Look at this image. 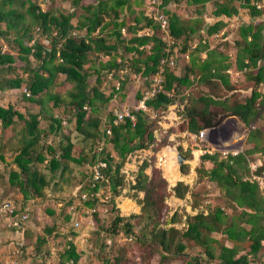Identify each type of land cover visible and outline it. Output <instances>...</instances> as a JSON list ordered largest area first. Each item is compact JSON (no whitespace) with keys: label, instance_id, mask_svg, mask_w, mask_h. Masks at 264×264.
Masks as SVG:
<instances>
[{"label":"trees","instance_id":"trees-1","mask_svg":"<svg viewBox=\"0 0 264 264\" xmlns=\"http://www.w3.org/2000/svg\"><path fill=\"white\" fill-rule=\"evenodd\" d=\"M168 1L170 0H162L160 8L167 18V29L171 37L169 46L158 36V25L152 23L153 21L144 14V11L138 10L134 14L132 3H136L137 0H97L95 3L70 0L73 7L83 9L74 25L69 23L71 14L55 15L51 9L36 12L35 0H0V25L2 24L0 26V48L5 46L16 49L15 54L8 49L4 52L0 50V92L24 86L29 91V96L22 93V99L38 106L36 111H24V113L15 110L12 105L0 106L2 129L14 125L17 121L24 123L19 130L21 144L11 159L14 167L10 165L6 171L4 168L0 171V176H4L6 172L8 187L17 188L22 195L20 200L10 197L17 203L16 214L20 213L26 202L32 204L44 198L45 200L57 199L51 203L52 210L49 208L45 210L52 217L62 218L63 222L67 223L71 217V214L67 212V206L81 192H92L96 189L90 190L89 167L98 159L105 160L107 163L102 171L104 177L107 178V190L110 191V197L104 202L92 197L85 204L95 207L105 206L108 212L110 207L113 208V197L117 194V186L122 180L119 168L128 153L146 148L154 142L153 130L157 114L154 118H149L145 113L136 111L133 124L128 118L112 124V112L109 109L111 100L115 98L112 94L119 93L117 97L124 98L123 91L128 89L125 81L130 78V73L132 71L142 74L152 73L159 58L166 53L165 48L172 50L173 45H181L178 49V57L182 60L173 67L165 68L163 91L146 101L156 113L173 102L174 94L181 87H190L194 78L202 84L217 78L228 91L239 88L241 83L243 85L245 83L250 88L249 95L243 100L233 101L228 106L222 107L226 116L235 117L245 126H249L256 117L260 116V109L264 106V94L259 93L257 86L264 84L261 64L264 61L263 23L253 20V22L237 25L238 37L234 40V48H221L227 46L226 41H221L222 35H219L215 39L216 42L209 47L208 43H201V39L193 35L202 26L203 20L200 17L184 19L174 12L167 11L164 6ZM242 1L241 4L249 7L252 16L259 15L260 9H256L249 3V0ZM123 8L128 14L134 15V24H126L122 18L117 20ZM217 8L218 11L215 13L221 12L225 17L234 11L231 0H223ZM194 9L196 14L203 12V6ZM105 16L108 17L106 20ZM140 20L144 23L140 24ZM225 20L221 18L219 22L211 24L205 30L207 35L217 32L220 26L227 23ZM36 25H39L43 32L49 33L53 29L57 31L58 36L50 39L49 49H44L38 41L32 46L24 43L32 36ZM146 26L152 28L151 35H135L137 28L141 29ZM122 27L131 33L128 38L122 36L120 32ZM61 39L63 40L59 55L62 60L59 62L55 45ZM125 39L122 51L124 53L133 52V55L127 58L118 52L119 41ZM190 39L198 40V42L194 48L186 50V43H189ZM141 44H150V46L148 49L138 50V45ZM185 53H188L187 61L183 57ZM202 53L205 55L202 56ZM17 59L19 64L15 63ZM179 65H183L184 71L176 74L174 71L180 67ZM124 68H127V71L119 73V69ZM232 68L244 75V81L234 82L228 78L227 71ZM111 70L113 77L120 79L119 77L123 76L124 79L121 81L119 91H114L111 86V90L106 94L100 88L101 77ZM90 73L94 74L92 84L87 80ZM59 74L63 75L62 81L69 85L64 96L54 91V87L61 83L57 80ZM190 74L193 75L192 78ZM190 95L187 94V102L183 106L185 119L179 125V129L197 134L199 130L214 125L215 120L209 105L215 101L209 94H200L196 97H190ZM138 97L139 92L137 91L134 99ZM47 101H51L52 107L62 106L63 109L71 112L74 116L75 131L81 136L83 142L89 141L86 151L85 145L80 147L72 144L69 137L60 132L61 118L47 108ZM100 109L105 112V117L99 115ZM40 118L48 120L47 128L53 132H59L63 139L59 141L58 150L46 145L48 154L38 150L39 137L45 133V129L38 126ZM252 125L253 127L249 128L246 133L244 148L240 152L226 156H221L219 152L200 155V159L210 162L211 166L201 168L199 171L206 176L208 181L214 182L223 190V196L227 202L226 207L230 210L238 207V212L230 214L223 208L214 206L205 214L197 211L192 216H186L185 228L182 230L174 226L161 227L159 218L162 211V200L166 195L167 179L162 174L166 179L164 180L156 168L151 169L150 176L146 175L143 172L147 166L146 162H142L139 166L132 187L136 191L143 192V201L140 206L139 229L133 236L140 244L149 240L153 241L159 250V261L168 263L175 258L187 257L188 252L185 245L187 241L184 240H189L202 249L193 258H187L184 264H202L203 262L249 264L261 261V255L264 252V196L257 180L249 176L251 173L261 175L264 171V160H262L264 137L260 128ZM106 126L111 130L109 134L103 130ZM106 143L109 145L107 146ZM90 147L93 150L88 152ZM254 156L259 163L253 172H249L248 161ZM0 158H2L1 153ZM82 162H86L88 170L78 189L74 192L70 191L67 196H62L63 200L59 199L53 191L48 190L51 185H57L55 178L67 180L70 166H80ZM36 164L40 167L37 168ZM179 168L182 173L188 170L186 164H181ZM172 191L175 197L182 198L188 191V186L178 181L172 187ZM53 209H56V212ZM95 213L97 211L91 213L92 223L95 221L93 217ZM82 215L87 218L85 214ZM176 220L174 212L170 223ZM119 223L125 233L132 232V224L117 214L111 221V229L117 228ZM53 225L47 227L52 228ZM47 227H44L46 234L50 232V228ZM211 232L220 233L231 245L225 246L216 238H209ZM54 233L56 236L59 235L58 230ZM74 234L72 232V235ZM109 240L111 243V239ZM37 241L45 243L46 240L43 236H38ZM212 241L217 245L214 246ZM60 243L57 246H63L56 251L57 264H66L69 258L76 262L80 253L76 251L73 241H66L68 248L64 247L65 237H62ZM110 243L106 245L104 242L103 248H107L106 252L110 250ZM216 247L218 248L217 253L215 252ZM23 248H26L24 243ZM48 251L49 246L44 248L45 255H48ZM109 261L107 264H117L119 258L118 260L117 258L112 259V262Z\"/></svg>","mask_w":264,"mask_h":264},{"label":"rangeland","instance_id":"rangeland-1","mask_svg":"<svg viewBox=\"0 0 264 264\" xmlns=\"http://www.w3.org/2000/svg\"><path fill=\"white\" fill-rule=\"evenodd\" d=\"M88 2L95 3L97 0H85ZM162 1V0H160ZM48 2V3H47ZM45 3L44 9H51L55 12V15H67L71 14L72 16L69 19V23L74 25L76 23V19L80 12L83 11L81 7H73L70 3V0H49ZM36 4V3H35ZM149 3L146 0H137L136 3H132V7L134 8V14L138 12V10L146 11ZM152 5V4H151ZM264 5V4H263ZM161 10L160 6L158 8ZM164 9L165 6H164ZM169 9V8H168ZM178 9V7H177ZM176 9V10H177ZM264 10V7H262ZM181 12L184 13L182 7L180 8ZM179 10V11H180ZM166 12V11H165ZM167 13V12H166ZM27 19L29 15L27 14ZM133 16L127 13L125 8L122 9L121 15H119V19L121 18L127 23L131 25L133 23ZM108 17L105 16V20ZM144 23V21L140 20V24ZM2 26V24L0 25ZM150 27V26H146ZM151 31L152 28L150 27ZM140 29H136L135 35H137ZM122 36L128 38L130 36V32H127L125 28L120 31ZM152 34V33H151ZM150 34V35H151ZM160 37V31L158 33ZM113 39V38H112ZM197 39V38H196ZM215 40V39H214ZM110 41V39H109ZM126 39L124 41H119L118 43V52L119 54H123V57L126 58L129 55H133V52L124 53L121 48L124 45ZM189 43H186V50L189 48L191 50L192 44L198 42V40L190 39ZM214 42V41H213ZM225 44H228L225 42ZM146 45V44H145ZM194 45V44H193ZM181 47V45H180ZM222 48H227L222 47ZM10 50L14 54L16 53L14 48H5V50ZM181 58L177 56V63L181 62ZM187 61L188 58H185ZM16 64H19L18 59L15 61ZM126 65V64H125ZM128 65V63H127ZM126 65V67H127ZM180 66V65H179ZM183 65L176 69L174 72L177 74L178 72L183 73L184 67ZM127 71V68L123 69V73ZM120 72V71H119ZM228 78L234 82L244 81V75L241 72L234 70H228ZM130 76V75H129ZM190 78L193 77L192 74L189 75ZM63 75H58V81L61 82L57 86L54 87V91L61 95H65L66 89L69 85L63 82ZM115 77H112L110 80L107 79L106 74L101 77V89L104 93L108 94V91L111 90V86ZM124 79V78H123ZM88 82L92 84L94 82V74L90 73L88 76ZM192 85L190 87H181L177 93L173 96V102L168 104L164 109L157 111L156 123L153 130L154 142L146 148L136 149L130 153H128L119 168V175L122 180L121 183L117 186L118 192L113 197V208L108 209L105 206H96V211L93 215L94 220L93 223L89 224V218L84 217L83 215L78 216V219L81 223L80 227L74 231H68V234L74 232L75 234L72 236H78V238L86 239V241L81 242L82 249L80 251L81 258L79 257V264H107V261L112 262L111 260L119 258L117 264H184L187 258H193V256L201 251L200 247L189 240L185 242L186 251L188 252L187 257L183 258H175L168 263L166 261H159V250L156 244L153 241H147L146 243H139L136 241L135 235L139 229L138 221L140 215V206L143 201V192L136 191L132 186L135 183V177L138 172L139 166L142 162H146L147 166L144 168L143 172L150 176L151 169L156 168L160 176H162L163 168L159 162V154L163 152V150L169 151L173 149L175 151V161L177 165V170L180 178L176 180L173 184H170L166 180V195L162 200V211L159 218V226L168 227L174 226L175 228L182 230L185 228V217L192 216L196 214L197 211L203 212L204 214L214 206H219L223 208V210L227 213H235L238 212L239 208L236 207L235 210H230L226 207V200L223 196V190L219 188L214 182L208 181L204 174H201L199 171L201 168H208L211 166L210 162L206 160L200 159V155L203 154L199 150H203L207 147V143L203 140L197 139L194 137V134L181 131L179 129V125L185 119L183 106L187 102V94H191L190 97H196L200 94H209L212 95L215 102L209 105L211 112L213 114V118L215 120L214 125L211 127L204 128L206 130V140L214 147L218 148H227V149H237L242 150L244 148L243 142L247 133L248 126L241 124L237 121L235 123L233 120L236 119L233 116H226L224 113V109L222 107L228 106L233 101H241L244 97L248 96L250 93V88L246 86V84L241 83L239 88L235 90H226L219 79L214 78L213 80L202 84L195 80H192ZM264 84H259L257 86V90L260 94H264L263 86ZM125 86L126 89L124 92V98H118V94H112L114 99L111 100L109 104V109L113 106L119 107L122 103H132L134 102V94L140 91L142 85L135 78L126 79ZM21 86L18 89L6 90L4 92H0V106L6 107L7 105H12V107L20 112L24 111H36L38 106L34 103H30L22 99V89ZM119 91V90H117ZM263 91V92H261ZM226 104V105H225ZM47 108L50 109L52 113H55L58 117L61 118V128L60 132L69 137V140L72 144L78 146L85 145V151L87 150L89 141L83 142L81 136L74 129V116L67 109H63L62 106L52 107L51 101H47ZM99 115L102 117L105 115V112L100 109L98 111ZM65 119H63V118ZM105 117V116H104ZM23 121H17L14 125H11L6 128H1L0 126V144H2V148L0 149V153L2 158H0V171H6L9 166H13L11 163V159L14 154L17 152L18 147L20 146V128L23 127ZM48 120L39 119L38 126L40 128L45 129V133L40 135V139L38 142V150L44 154H48L46 152V145H50L51 147L57 149L59 141H63L59 132H53L47 128ZM260 124L259 120L254 123V126H258ZM107 146L109 145L106 143ZM243 146V147H242ZM94 148V147H93ZM110 148V146H109ZM169 149V150H168ZM58 150V149H57ZM93 149L90 147L88 152H91ZM177 153L182 154L185 157L183 163L188 166V170L186 173H182L180 171V166L177 163ZM87 159L88 156L86 155ZM11 163V164H10ZM258 160L254 157H250L248 161L249 172H253L254 169L258 166ZM252 165V166H251ZM14 167V166H13ZM36 167H40L39 164H36ZM88 166L86 162H82L80 166H70V173L67 175L69 178L66 180H60L55 178L56 186L51 185L48 189L49 191H53V193L59 196V199H62V196H67L70 194V191L78 189L80 184L83 183L86 177V171ZM264 173V172H263ZM85 176V177H84ZM257 179V176H252ZM249 178H251L249 176ZM252 179V178H251ZM182 181L184 184H187L188 191L182 198L175 197L173 195L172 187L176 182ZM6 196L15 198L20 200L21 193L17 188H9L7 185V174L5 172L4 176H0V201ZM57 199L52 200H43L34 201L32 203L33 212L29 216V221L34 224L35 227H40L39 234H25L24 232V245L26 246V250L28 255L25 256V261L27 264H33L37 259V255L44 256V248L52 246V241L57 240V245L61 244L62 237H65V233L62 232L65 226L62 218H54L49 214L45 208L51 209V203ZM63 200V199H62ZM130 200L132 201L136 207V211H130L127 214H123L121 211L122 204L125 206L124 201ZM208 206V208H207ZM107 210L104 211L103 209ZM52 210V209H51ZM176 213L177 220L174 223H170V218L173 213ZM117 214L120 217H123L124 220H128L132 224V232L125 233L124 228H122L121 223L117 226V228L111 229V221L114 215ZM48 216V217H47ZM60 217V215H58ZM53 220L50 226V220ZM92 220V219H91ZM50 224V225H49ZM43 227L50 228V232L47 236ZM117 229V230H116ZM59 231V235H55V231ZM115 230V233L113 231ZM43 236L46 237L48 244L38 243L37 237ZM131 236L130 240H125L124 238ZM209 238H216L218 242L224 244L223 235L217 232L209 233ZM26 238V239H25ZM20 239V238H19ZM111 239L110 250L106 252V249L103 248L104 240ZM213 242V241H212ZM26 243V244H25ZM214 246L217 244L213 242ZM231 245V243H230ZM59 250V249H58ZM185 252V250H184ZM215 252H218V248H215ZM264 255V252H263ZM261 255V261L251 262V264H264V256ZM56 257L54 258V260ZM51 262V261H50ZM106 262V263H105ZM108 262V263H109ZM51 263H54L52 261Z\"/></svg>","mask_w":264,"mask_h":264},{"label":"built area","instance_id":"built-area-1","mask_svg":"<svg viewBox=\"0 0 264 264\" xmlns=\"http://www.w3.org/2000/svg\"><path fill=\"white\" fill-rule=\"evenodd\" d=\"M49 0H35V3L37 5L36 12H44V6L45 3ZM147 3H149L148 7L146 8V11H144V14L150 18L153 22L158 25V29L160 31V38L164 40L168 46L171 45V37L168 33L167 29V18L166 14L159 10V6L162 5V1L160 0H146ZM243 2V1H242ZM48 3V2H47ZM152 4V5H151ZM252 5L256 9H261L263 6L262 2H252ZM123 30V27L121 28ZM74 33V32H73ZM152 33L150 27H142L137 35H150ZM58 36V33L55 29L50 30L48 32H43L39 25H36L34 27V31L32 33V36L29 37L27 40L24 41V43L28 46H32L36 41H38L44 49H49L51 47V37ZM216 36V34H214ZM63 39L59 40L56 45V56L57 60L60 62L62 58L59 55V48L61 46V41ZM194 44V45H193ZM192 44V47L196 45V42ZM150 44H141L138 45V50L142 49H148ZM5 46H1L0 50L1 52L5 51ZM180 46L173 45L172 50L169 48H165L166 53L164 56L160 57L155 69L152 73H141L137 71H132L130 73V76L132 78H135L139 81V83L142 85L140 91H139V97L132 103H122L119 107L113 106L110 111L112 112V124H117L124 120L125 118H128L132 124L135 122V114L136 111H141L145 113L149 118H154L156 116V112L150 108L146 101L150 99L151 97L155 96L157 93L163 91V73L165 71L166 67H173L177 63V56H178V49ZM33 51V49H31ZM184 59L188 58V53H185L183 55ZM263 66V73H264V61L261 62ZM119 73H123V69H119ZM107 79H111L113 77V71H109L106 73ZM120 79H115L112 83V86L114 88V91H117L120 89L121 81L123 79V76L119 77ZM22 93L25 96H29V91L26 90V88L23 86L21 89ZM169 95V94H168ZM253 127L252 124H250L247 128V131L249 128ZM104 132L106 134H109L111 132L110 128L108 126L103 128ZM206 130L201 129L198 131L197 134H194V137L200 140H203L207 143V147L203 150H199L201 153H207V154H213L214 152H219L221 156H226L228 154L234 155L241 150L239 148L237 149H227V148H214L207 140H206ZM107 166V163L105 160L98 159L95 162H93L89 167V175H90V190L93 188H96L94 191H84L79 194V196L67 206V212L71 214L70 220L65 223L64 229L62 230L63 233H65V248H68V244L66 241H73L75 239V236H72L71 234H68V231H74L77 230L81 223L78 219V216L85 214L89 221L88 223L91 224V213L96 211L95 206H88L85 204L87 200H90L92 197L98 198L99 201H105L110 197V191L107 190V178L104 177L103 169ZM252 166V165H251ZM252 179H256L255 177H252ZM257 180V179H256ZM102 182V184H101ZM60 205V203L58 204ZM104 211L107 209L104 208ZM17 211V203L14 199L10 198L9 196H6L0 201V230L1 229H7V230H20L22 229L25 222L28 221L30 213L32 211V204L31 202H26V204L23 206L20 213L16 214ZM83 241H86L84 236L82 237ZM125 240L130 238H124ZM57 240L51 242L52 246L49 248L48 255L40 256L37 255V259L33 264H57V258L56 257V251L58 249H61L63 245L57 246ZM106 245L110 243L109 239L105 240ZM107 249V248H106ZM28 255V252L26 248H23V243L21 240H10L9 246L6 253V264H27L25 261V256ZM54 261V263H51ZM66 264H79L78 261L74 262L72 258H69L66 262ZM202 264H212V262H203Z\"/></svg>","mask_w":264,"mask_h":264},{"label":"crops","instance_id":"crops-1","mask_svg":"<svg viewBox=\"0 0 264 264\" xmlns=\"http://www.w3.org/2000/svg\"><path fill=\"white\" fill-rule=\"evenodd\" d=\"M255 1L262 2L264 4V0H249V3L252 4V2H255ZM221 2H223V0H195L194 2L192 0H178L176 2L173 0H170L165 4V8L167 11L174 12V13L178 14L181 18H184V19L192 18V17H197V18L200 17L203 20L202 26L200 28H198L196 30V32L193 33V35L196 36L197 38H200L201 43H203V44L205 42L208 43L209 47H211L216 42V40H214V39H216L219 35H222L221 41H226L228 43L227 48H234V40L238 37L237 36V25L242 24V23H247L249 21L253 22V20H259L264 25V10L262 8L260 9L259 15H253L252 16L250 11H249L250 10L249 7L243 6L241 4L242 0H231V5H232V8L234 11H231L230 15L225 17V15L221 12L218 14L215 13L218 11L217 5L220 4ZM199 6H203L202 14L201 13L196 14L194 12L195 11L194 8L195 7L198 8ZM177 7H178V9H177ZM181 7L184 10V13L181 12V10H180ZM262 7H264V5ZM221 18H224V20L226 19L225 21L227 23L220 26V28L218 29L217 32H213L211 35H207L205 30H207V28L211 24H213L215 22H219V20ZM263 31H264V28H263ZM214 34H216V36H214ZM201 55L204 56L205 54L202 53ZM263 91H264V88H263ZM263 91H261V92H263ZM257 120H259V122H260V124H258V127L260 128L261 133L263 134V137H264V106H262L260 109V116L256 117L252 124L257 122ZM233 121L235 123H237L238 120L234 119ZM238 122H240V121H238ZM241 124H243V123H241ZM242 145H244V142ZM262 160H264V157ZM253 175L257 176V182H258L259 189L261 190L262 195L264 196V173H262L261 175H255V174L251 173L250 174L251 178ZM55 210H54V212H56ZM32 212H33V206H32L31 213ZM31 213H30V215H31ZM29 220L27 222H25L22 229H20V230H14V229H12V230L1 229L0 230V264H6V253H7V249H8L10 240H21V241H23L25 234H32V233L39 234L38 231H39L40 227H35L34 224H32ZM50 221H51L50 222V224H51L52 219ZM24 232H25V234H24ZM47 236H50V235L47 234ZM46 239L47 238L45 237V240ZM223 240H224L223 243L225 246H230L229 241H227L225 239H223ZM45 242L48 244L47 240ZM81 242H83L81 240V238H78V236L77 237L75 236L73 243L75 244L76 251L78 253H80V251L82 249L83 244ZM79 257L81 258V254ZM249 264H251V262Z\"/></svg>","mask_w":264,"mask_h":264},{"label":"bare ground","instance_id":"bare-ground-1","mask_svg":"<svg viewBox=\"0 0 264 264\" xmlns=\"http://www.w3.org/2000/svg\"><path fill=\"white\" fill-rule=\"evenodd\" d=\"M159 162L163 168L162 174L170 184H173L180 178L175 161V151L173 149H170L169 151L163 150V152L159 154ZM124 203L125 206L123 204L121 206L123 214L137 210L136 205L132 201L125 200Z\"/></svg>","mask_w":264,"mask_h":264},{"label":"water","instance_id":"water-1","mask_svg":"<svg viewBox=\"0 0 264 264\" xmlns=\"http://www.w3.org/2000/svg\"><path fill=\"white\" fill-rule=\"evenodd\" d=\"M176 157H177V163L180 166L181 163H183V160H185V157L182 154H180V153H177Z\"/></svg>","mask_w":264,"mask_h":264}]
</instances>
